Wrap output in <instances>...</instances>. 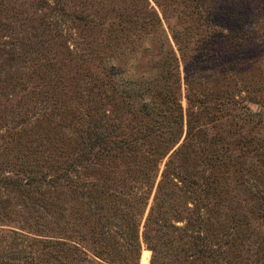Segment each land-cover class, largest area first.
Wrapping results in <instances>:
<instances>
[{"label":"rangeland","instance_id":"374dc122","mask_svg":"<svg viewBox=\"0 0 264 264\" xmlns=\"http://www.w3.org/2000/svg\"><path fill=\"white\" fill-rule=\"evenodd\" d=\"M131 6L141 11L138 21L133 26L117 22L118 13ZM156 34L174 52L176 66L171 62L167 67L178 72L176 80L154 78L159 66H148L147 48L158 46ZM137 48L144 53L135 54ZM117 52L126 60L132 56V78L143 81V90L137 91L140 97L122 95L120 110L116 93L102 104L100 111L120 118L117 137H133L112 163L117 176L128 179L139 177L137 169L140 175L147 173L148 159L157 158L138 225L137 264L150 261L143 223L152 202L160 201L159 179L174 182L162 194L172 207L156 205L165 217L161 235L174 237L179 232L167 224L185 223L172 220L174 209L182 210L180 216L184 208L195 209L199 217L194 231L184 230L172 246L156 250V262L192 264L187 252L198 232L231 264H264V0H0V177L22 179L28 173L23 167L33 164L37 168L31 174L45 169L49 175L52 167L41 166V160L54 164L69 156L78 138L67 116L62 128L56 121L73 104L75 83L93 76L113 79L106 69L117 62ZM45 74L58 75L66 84L52 89L39 85L37 77ZM157 99L161 109L155 115L146 108ZM126 102L130 107L125 108ZM147 117L150 124L156 118L164 129L169 125L170 139L159 141L151 131L146 136L139 122ZM155 127L153 133L160 131ZM13 153L22 155L17 160L37 164L18 168L11 162ZM110 161L102 167L109 168ZM133 192L130 183L125 197ZM75 195L64 187L58 193L50 184L15 189L0 182V264L104 263L91 253L101 247L96 214L78 217ZM113 197L96 194L92 203L112 204ZM60 207L64 210L58 213ZM182 235L186 243L178 239ZM56 240L65 243L63 251L48 246Z\"/></svg>","mask_w":264,"mask_h":264},{"label":"trees","instance_id":"16d2710c","mask_svg":"<svg viewBox=\"0 0 264 264\" xmlns=\"http://www.w3.org/2000/svg\"><path fill=\"white\" fill-rule=\"evenodd\" d=\"M134 7H129L128 10L125 11L126 13H124V10L118 13L117 22H122L125 26L126 24L133 26L140 18L139 15L141 12L137 7ZM156 26L159 27V24ZM160 31H162L161 28ZM155 36L158 40V46L152 51L149 48H147L148 50L146 49L147 52L149 51L147 53L149 56L148 66L152 67V65L155 64L154 70L159 66V69L155 70V73L153 72L154 78H158L159 76L160 78L168 77L172 78V80H176L178 72H176V70L172 71L167 67L171 62L174 63L173 66H176L177 61L174 52L170 45L166 43L165 38L157 34ZM139 37L142 36L139 35ZM182 45L184 46V44H181L179 51H182ZM144 48L134 49L135 54L137 52L144 53ZM118 50L121 51L119 44L117 45V51ZM131 59L132 56L126 60L125 57L123 58V56H121L120 52H117V62L108 64L106 69V75L109 74L113 79L104 80V78L99 76H93L89 79L84 78V80H81L79 83L77 82L78 84H74L75 89H72L73 94L71 95L72 97L70 96L73 104H71V107H69L67 111L60 115L59 120L56 121V127H64V125H66L64 117L67 116L69 118L67 125L73 128V132H75L78 140L73 139V144L71 145L72 148L70 147V154L65 160H57L54 164H45L42 160L38 163L43 167H47V165L51 166V174L47 175L45 169L40 171L38 175L31 174V168H37L33 163H37L35 161L30 163V160L28 159L17 160V158L22 155L13 153L10 157L12 158L11 162L17 165L18 168H22V164H33L31 165L33 167H23L21 171L28 173L24 178L22 177V179L15 177H0V182L2 184L9 185L15 189H23L24 185L50 184L57 189L58 193L63 187L72 190L76 194L74 200L78 205L76 209L79 210L77 216L82 217L84 214H96V220L99 225H97L98 229L96 234L101 235L96 242L100 243L101 247L96 248L95 246L91 253H93V255L97 254V257L104 261V263L101 264H137V258L140 251L138 225L140 223V217L143 216L145 207L148 203V195L151 186L153 185L157 169V158L150 157V159H148L147 173L140 175V171L137 169L139 177L132 176L131 178L124 179V176L120 174L117 176V164L112 163L117 159V151H121L122 147L131 146L130 140H133V137L128 133L117 137V128L119 129L120 121V118L117 117V113L116 116H110L109 113H105L104 109H102V111L100 110L107 96L109 97V93H112L113 97L115 96V93L117 94L116 100L118 110L122 109V95H127L126 97L137 95L136 97H140L137 91L139 89L143 90V88H141L143 81H137L136 78H132L133 72L131 67L136 65V63L134 64L133 59L130 61ZM55 72L57 74L56 70ZM37 78L40 79L39 85H47L50 89L56 84L59 88L66 84L61 77L59 78V76L55 74H53V76L45 74V76L42 75ZM144 80L146 81V78ZM35 86H38V84H35ZM91 87H95V90L92 91ZM160 101L161 100L157 99V101L154 100L150 102L146 108L149 110L148 112L155 115L159 114V109H161V106H159ZM127 107H130L128 102H126L125 108ZM88 110H93V112L89 113ZM119 112L122 113L123 111ZM130 115L132 117L133 114L130 112ZM35 119H37V117ZM82 119H86L87 121L82 123ZM154 119L153 124H150V118L148 117L139 122L144 128V134L148 136L151 131V135L155 134L159 141L170 139V136L173 133L167 128L169 125H166L164 129L163 125H160L156 118ZM155 121L157 124H155ZM175 122L177 123V121L174 120V123ZM131 126H133L132 123ZM153 126H157L155 127V130L159 129L160 131L153 133ZM36 128L38 132H42L38 126H36ZM132 147L136 146L133 144ZM104 160H111L109 168L102 167L104 165ZM99 167L101 168L98 172L97 170L94 172L92 171ZM25 169H27V172ZM126 171L127 169L121 170V172ZM171 175L173 178L178 177L173 173H171ZM163 178L166 179L164 175ZM137 181L139 182L137 183ZM179 181L182 182V180ZM130 183L136 187V192H133L130 198H126L125 195L128 193H126L127 187H129ZM137 184L141 185L139 190L137 189ZM169 184H174V182L171 179H167V181L163 182L159 179V189L157 191H159L158 194L161 195V198L158 203L161 205V202H164L172 207L171 201H169L167 197L165 198V196L162 197L164 188ZM143 186L144 189L142 188ZM118 193L120 194L119 196L117 195ZM96 194L99 199H104L103 197H108L114 194V202L112 204L102 202L101 206H95V203L92 202ZM164 195H166V190H164ZM179 195L180 193H176L177 197ZM90 196L91 199H89ZM117 199L120 200V204H117ZM90 202L91 204H89ZM158 203H156V201L154 203L152 202L143 223L145 231L143 232L142 242L151 250V257L148 264H160L159 261L156 262L155 259L156 250H161L163 244L165 247H167V245L172 246L174 243L172 240L175 239L180 232L184 233V230H193V224L197 222L199 217H197V211H195V209L184 208L185 213L181 214V216L180 213L182 210L174 209V212L170 215V217L173 218L172 220H184L185 223L182 226L167 224L179 232L178 235L168 238V236L161 235L162 229L163 227H166V224L163 221L165 217L159 209L160 206L156 207ZM62 208L60 207L58 209V213L64 210ZM111 227H113V229ZM75 231L84 234L77 226L75 227ZM110 232H113V234H110ZM203 236L204 235L200 236L198 232H196L191 238V247L187 252L188 257L192 259L191 263L231 264L230 259L226 257V254L223 255L220 252H216V244L214 242L212 243L209 241L208 244H205L202 240L204 238ZM185 237L186 235H182L178 239L186 243L187 239ZM64 245L65 243L56 240L48 246L52 251H55L53 249H56V246V251H63ZM192 248H194V250H192ZM72 250L80 251L76 247L72 248ZM184 255L186 254L184 253ZM86 259L92 260L89 258ZM89 264L95 263L90 261Z\"/></svg>","mask_w":264,"mask_h":264}]
</instances>
